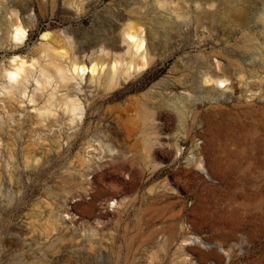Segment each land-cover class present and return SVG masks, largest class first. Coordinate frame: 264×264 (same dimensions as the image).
Masks as SVG:
<instances>
[{
	"label": "rangeland",
	"instance_id": "374dc122",
	"mask_svg": "<svg viewBox=\"0 0 264 264\" xmlns=\"http://www.w3.org/2000/svg\"><path fill=\"white\" fill-rule=\"evenodd\" d=\"M155 1L0 0L1 84L44 32L110 39L129 17L156 24L147 69L107 91L83 83V124L59 112L47 129L26 117L2 130L0 264H264V0H169L185 12L166 22ZM131 105L145 118L127 137Z\"/></svg>",
	"mask_w": 264,
	"mask_h": 264
},
{
	"label": "bare ground",
	"instance_id": "6f19581e",
	"mask_svg": "<svg viewBox=\"0 0 264 264\" xmlns=\"http://www.w3.org/2000/svg\"><path fill=\"white\" fill-rule=\"evenodd\" d=\"M170 4L173 2L169 0H156L153 4L155 7L159 6L161 18L165 22L169 11L179 17L185 12L177 7L170 10L168 8ZM84 7L85 3L81 6V10ZM16 16L17 18L12 22L13 32L9 38V45L19 49L26 41L24 39L28 35L26 29L28 24L19 18L18 14ZM261 21L264 22V16ZM115 28L119 29V32L110 39L83 40L79 33L72 29L56 33L44 32L37 58L15 56L8 67H3L2 78L5 82L0 83V114L2 115L0 119L3 122V125L0 123V137L2 130L9 132L12 124L15 126L20 124L26 117L33 118L47 129L50 123L58 120L59 112H62L72 125L80 126L85 122L87 109L90 106L84 105L81 98L82 96L86 98L83 83L88 77L91 83L107 91L115 88L122 77L127 81L135 72L147 69L153 61L152 36L155 34L156 24L147 25L129 17L127 23L117 24ZM121 42L125 47L120 45ZM224 77V73H215L214 78L207 81H212L213 89L219 91V86L226 82ZM43 99L46 104L40 106ZM132 105L130 108L124 107L121 112V115L127 117L121 120L122 129L127 133V137L139 133L145 118L144 110L139 109V106L136 111L137 106L133 108ZM171 107L182 114L183 101L177 99ZM131 111L132 113L136 111L137 114L134 116L130 114ZM9 114L13 115L11 123L6 117ZM51 135L55 145L61 149L63 143L58 134L52 132ZM71 137L70 132L68 139ZM203 173L207 175L205 168Z\"/></svg>",
	"mask_w": 264,
	"mask_h": 264
}]
</instances>
